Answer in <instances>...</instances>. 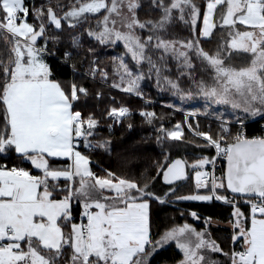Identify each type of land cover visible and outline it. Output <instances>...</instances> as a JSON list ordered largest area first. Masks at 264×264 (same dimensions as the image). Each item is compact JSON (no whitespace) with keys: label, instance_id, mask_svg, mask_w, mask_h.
<instances>
[{"label":"snow or ice","instance_id":"obj_1","mask_svg":"<svg viewBox=\"0 0 264 264\" xmlns=\"http://www.w3.org/2000/svg\"><path fill=\"white\" fill-rule=\"evenodd\" d=\"M144 7V0H44L31 8L0 0V264H151L170 243L182 254L175 264H264V135L243 131L249 118L264 120V0H148L141 19ZM217 33L215 49L206 50ZM118 44L124 51L110 57V76L96 49ZM53 56L71 79L54 72ZM153 76L181 102L202 98L205 117L215 105L234 119L220 113L213 133L191 123L197 112L185 113L192 140L181 123L161 124L158 158L147 164L138 143L123 145L120 171L98 175L92 154H111L112 141L99 136L95 113L84 114L80 102L92 94L86 81L111 79L110 88L143 97L141 81ZM184 77L195 91L181 87ZM129 115L123 106L107 111L115 123ZM140 115L148 124L156 119L155 112ZM187 144L215 155L173 158ZM219 158L225 167L217 176ZM190 177L194 189L178 194ZM160 181L168 186L162 195ZM180 201L231 207L227 251L211 233V216L201 230L185 222L153 235L152 203Z\"/></svg>","mask_w":264,"mask_h":264},{"label":"trees","instance_id":"obj_2","mask_svg":"<svg viewBox=\"0 0 264 264\" xmlns=\"http://www.w3.org/2000/svg\"><path fill=\"white\" fill-rule=\"evenodd\" d=\"M44 0H26V4L29 8L33 5L39 7ZM74 0H60L61 5H70ZM55 4L56 0H52ZM145 7L141 10V19L148 18L145 13L147 12L148 0H144ZM66 10V9H65ZM58 14L62 12L58 9ZM33 21V17L29 16V22ZM90 23L94 26L95 19L91 20ZM88 24L81 26V29H77L79 32L83 28H87ZM219 33L213 38L211 43L205 44L206 50H214L219 38ZM183 37L187 36V33L182 34ZM89 41L85 37V47H87ZM97 52L99 53L100 60L103 65H107L109 74L111 76V60L110 57L116 56L117 53L124 51L123 46L118 44L115 47H103L97 46ZM130 59V58H129ZM49 63L53 68L54 72L57 73L61 79H71V71L68 69H62L59 63V57L53 56L49 57ZM87 67V65H85ZM83 70V69H82ZM147 70L145 68V74ZM178 73L175 70V64L172 65V78L176 79ZM200 78L199 70L197 74V79ZM208 79V77H205ZM180 85L182 88L187 90L191 86V81L184 77L180 79ZM88 88L91 91V95L87 98L85 102L83 99L80 104L83 107L84 114L95 113L97 118L101 120L99 136L110 139L112 141V153L107 154L103 150H98L92 154V169L98 175H105L103 170L110 169L113 171H120L119 163L117 160V153L120 151L123 145L138 143L140 148L144 151L147 164L151 163V160L159 157L160 148L156 142L157 129L163 124L165 128L171 129L175 124L181 123L185 130V135L188 140H192V134L187 130V126L184 124L185 114L177 111L176 107H168V105L177 106L176 103H172L171 96L173 93L167 87H157L155 77L148 79L145 78L141 81V91L143 97L137 96L135 94H129L122 92L119 89L110 88L112 83L111 79L108 85H104L100 82L99 77H97L96 83L91 80L86 81ZM96 92H102L103 96L99 99L96 98ZM127 107L130 109V115L123 119V123L118 125H113L111 132L108 130V125L110 124V119H107V111L111 107ZM141 110H146L148 112H155L156 119L152 124H148L145 117L140 115ZM226 118V117H225ZM233 120L234 117L226 118ZM199 121L200 128L204 131L211 130L213 133L218 131L217 124L210 121L208 117L206 118H191V123L193 125L197 124ZM264 123L262 119H256L250 121L246 120L244 132L246 135L257 132L260 129V125ZM131 124L132 127L129 128L128 125ZM179 143V142H177ZM188 145V144H187ZM191 145V144H189ZM193 146V145H191ZM194 148V147H193ZM185 146L181 147L174 153V157L183 158L185 155L188 156L189 161L195 159L196 155L193 153L186 152ZM184 151V152H183ZM190 151V150H189ZM196 153H206L207 155H213L214 151L211 148H196ZM183 152V153H182ZM186 152V153H185ZM150 158V159H147ZM185 158V157H184ZM15 160L13 154L12 160H9V164ZM26 167L28 165H25ZM143 170V169H141ZM193 176V174H192ZM179 192L178 194H188L190 189H194V179L190 177L188 181L179 182ZM168 186L164 185L162 181L158 182L156 185V190L162 195L164 191H167ZM243 211H247V208H242ZM195 211L200 216L201 219L198 221L194 219L189 213ZM184 213L181 216V213ZM231 213V207L225 205L218 201L211 202H199V201H180L175 204H164L160 205L153 202L150 210V217L152 222V232L153 235L156 232L163 231L165 227H170L173 224L182 225L187 222L191 224L196 229L204 228L203 217L211 216L213 221L220 222V225L211 227V233L213 237H218L223 248L227 251L230 247L229 239L230 229L223 225L228 222V217ZM222 224V225H221ZM219 257V254H217ZM181 258V253L170 244L164 247L152 258L151 264H175V260ZM220 258V257H219Z\"/></svg>","mask_w":264,"mask_h":264},{"label":"rangeland","instance_id":"obj_3","mask_svg":"<svg viewBox=\"0 0 264 264\" xmlns=\"http://www.w3.org/2000/svg\"><path fill=\"white\" fill-rule=\"evenodd\" d=\"M120 54H122V52H119V53H117L116 54V56H118V55H120ZM140 87H141V85H140ZM189 88H192L193 89V91H195V88H194V86L192 85V83H191V86L189 87ZM189 88H186V89H189ZM172 95L171 96H173L172 97V99H171V102L172 103H176L177 104V106H175L177 109V111H179V112H181V113H191V112H197L198 113V115L196 116V117H192V118H197V117H200V118H206L202 113H203V111H204V108H205V103H204V100L202 99V98H200V97H196V98H194V99H191V100H185L184 102H181L180 100H179V98L177 97V96H175L173 93H171ZM213 108H215L216 109V111L215 112H213L211 115H208L207 117L210 119V121H213V122H215L216 124H217V127H219V121L217 120V116L220 114V113H224V116H223V119H225V120H231V119H226V118H230V117H232V116H230L229 115V113H231V109H228V111L227 112H225V110H224V108L222 107V106H212ZM141 111H146V110H141ZM140 111V112H141ZM210 111H211V109H210ZM148 112V111H147ZM226 117V118H225ZM250 119V121H254V120H256V119H260V118H249ZM246 122V121H245ZM111 124V123H110ZM239 127V125H236L235 126V128L233 129V131L235 132V130L237 129ZM194 146H191V145H186L185 146V150H187L186 152H189V153H193L194 155H196V157L195 158H197L198 156H200L201 154H203V155H207L206 153H196V151H195V147L193 148ZM190 150V151H189ZM184 152V151H183ZM182 152V153H183ZM185 152V153H186ZM182 155V154H181ZM181 155L179 156L180 158H181ZM186 159H188L189 160V158H188V156L187 155H185L184 156ZM183 157V158H184ZM173 158H176V157H174L173 156ZM193 177H194V173H193ZM222 203V202H221ZM213 225L214 226H218V225H220V222H217V221H214V223H213ZM222 225V224H221ZM223 225H225L226 227H228L229 229H230V227L228 226V222L227 223H224ZM197 230H201V229H197ZM230 233H231V229H230ZM170 244H172L174 247H175V244L174 243H170ZM169 244V245H170ZM169 245H167V246H169ZM167 246H165V247H167ZM238 247V246H237ZM176 248V247H175ZM178 250V249H177ZM179 251V250H178ZM182 255V254H181ZM215 258H219L218 256H216Z\"/></svg>","mask_w":264,"mask_h":264},{"label":"built area","instance_id":"obj_4","mask_svg":"<svg viewBox=\"0 0 264 264\" xmlns=\"http://www.w3.org/2000/svg\"><path fill=\"white\" fill-rule=\"evenodd\" d=\"M110 123L112 125H118L119 124V123H115L113 120H110ZM243 131H244V129H243ZM260 135H264V123L260 125V129L257 132L250 134L249 137L260 136ZM213 151H214L213 155H215V149H213ZM224 164H225V161L223 160V158H219L217 161V166H216V175L217 176H219L221 174V172L224 168ZM208 169L211 171V166H208Z\"/></svg>","mask_w":264,"mask_h":264},{"label":"water","instance_id":"obj_5","mask_svg":"<svg viewBox=\"0 0 264 264\" xmlns=\"http://www.w3.org/2000/svg\"><path fill=\"white\" fill-rule=\"evenodd\" d=\"M224 167H225V164H224Z\"/></svg>","mask_w":264,"mask_h":264}]
</instances>
